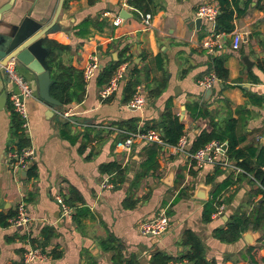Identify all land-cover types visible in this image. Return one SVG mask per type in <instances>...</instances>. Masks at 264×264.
<instances>
[{
  "label": "crops",
  "instance_id": "crops-1",
  "mask_svg": "<svg viewBox=\"0 0 264 264\" xmlns=\"http://www.w3.org/2000/svg\"><path fill=\"white\" fill-rule=\"evenodd\" d=\"M11 2L0 0V8ZM19 2L27 3L21 16L31 6L30 16L45 18L46 25L52 21L59 0H14L11 10L17 9ZM207 2L217 4V0H151L149 10L142 12L128 0H64L56 25L44 34L41 42L45 61L50 51L45 39L68 47L53 50V63L70 65L81 73L93 55L99 58L100 69L110 60L121 59L120 64L126 65L124 77L106 101H100L98 95L104 86L97 82L99 69L90 80H83L85 94L81 102L61 105L60 110L54 107L50 114L49 106L39 97L36 73L15 60L9 62L34 91V97L26 101L25 134L34 151L28 167H34L35 174L27 175V167L26 174L20 172L18 178L11 168L9 152L16 148V139L11 132L8 94L15 86L8 82L7 102L0 111V264H20L32 239L37 241L33 246L46 241L43 250L48 255L33 264H88L90 257L97 264H114L112 251L102 247V241L109 236L121 241L123 254H133L138 264H152L151 256L156 251L171 258L165 264L171 261L192 264L183 258L190 248L186 231L199 239L209 264H263L264 228L248 229L233 242L222 241L217 236V230L226 228L233 215L250 212L263 198L257 193L258 184L250 181L251 175L242 176V172L223 168L216 161L206 160L202 167H197L189 149L179 151L175 145H161L156 157L157 169L139 178L147 158L145 148L151 143H136L129 153L115 149V141L126 132L118 127L120 122L134 119L137 127L161 132L160 118L167 104L183 124L189 147L201 130H210L211 119L223 122L230 116L236 121V135L243 137L239 148L246 152L253 148L255 153L264 148V99L258 104L249 98L250 93L264 97V0H236L246 12L234 18L233 31L223 32V47L213 54L225 55L227 77L217 79L208 96V88L198 81L213 72L212 55L200 43L215 31L216 22L201 19L197 23L195 16L196 8ZM11 10L5 12V17L10 16ZM121 10L129 13L125 19L119 16ZM138 11L151 15L149 26L143 23ZM88 18L103 21L102 27L92 24L87 32L79 33L76 26ZM234 32L241 35L236 49L232 48ZM244 56L252 62L250 69L244 63ZM133 70L140 81L136 88L146 98L140 109L131 107V97L126 101L123 93ZM151 89H158L159 94L150 96ZM195 103L203 111H209L207 116L191 115L190 106ZM65 111L74 113L70 117L84 120L83 123L70 121V130L77 135L74 143L60 135L61 123L55 118V115L60 120L66 118ZM87 127L92 130L85 136ZM223 158L235 164L225 152L216 160ZM255 159L250 157L252 166ZM110 163L120 165L121 180L115 178L114 172H107ZM260 168L264 171V164ZM105 178L111 187H102ZM228 180L230 185L219 194L220 215L213 213L204 220L205 203ZM71 187L84 203L77 199L78 195L70 193ZM202 187L206 189V199L197 197ZM58 194L65 202L70 198L73 204L66 203L71 207L84 204L89 214L80 217L79 224L72 216H62L55 200ZM20 200L25 202L30 218L27 231L8 224ZM162 211L169 219L167 231L158 237L142 234L140 223ZM2 221L7 224H1Z\"/></svg>",
  "mask_w": 264,
  "mask_h": 264
},
{
  "label": "trees",
  "instance_id": "trees-1",
  "mask_svg": "<svg viewBox=\"0 0 264 264\" xmlns=\"http://www.w3.org/2000/svg\"><path fill=\"white\" fill-rule=\"evenodd\" d=\"M129 4L136 7L142 12H147L151 5V0H128ZM219 7V13L216 17V32L230 33L234 29L233 20L235 17L242 16L245 14L246 9L240 8L236 0H217ZM98 23H100L98 25ZM94 24L97 28H101L103 21H92L90 18L83 20L80 24L76 26L79 33L87 32L88 27ZM45 46L49 47V56L48 64L51 76V83L49 86L50 95L58 100L61 105L71 104L73 102L79 103L83 100L85 89L84 81L82 79V73L73 68L70 65H60L58 62L53 63L55 60V55L53 50L60 49L66 50L68 47L66 45H61L54 40L45 39ZM123 50H121V53ZM225 55H212L211 60V71L216 75L217 79L225 80L227 77V69L224 66ZM121 59L116 61L110 60L107 62L102 69H100L97 76V82L99 86H103L109 82L115 70L120 65ZM137 71H131L128 80L125 83L123 88V93L126 95L125 100L127 101L129 97H132L136 86L139 84V79L136 76ZM159 94L158 89H151L149 95L155 97ZM251 102L260 104L264 99L262 95L258 94H249ZM131 99V98H130ZM107 100V99H106ZM105 99L103 101H106ZM8 106L11 110V132L13 137L16 139V148L11 151L20 152L21 149L31 147L29 138L25 134V130L22 127V120L17 115V113L12 109L11 104L8 103ZM244 108V107H243ZM245 109V108H244ZM209 111L202 110L198 103L190 106V113L195 118L207 116ZM71 119L64 118L59 120L61 123L60 135L74 143L77 139V135L72 133L70 130ZM160 123L162 125L161 134L162 139L166 145H176L179 138L183 135V124L179 121L178 117L174 115L171 111L170 106L167 104L163 113L161 114ZM235 123L236 121L230 116L225 119L223 122H218L217 120L211 119L210 130L203 129L201 130L193 139L189 152L193 154L197 149L205 146L213 140H218L220 142L227 143V149L225 151L226 156L230 161H233L235 165L243 169L244 172L240 173L242 176H250V181L258 184L257 193L262 194V199L257 203L255 207L248 213L241 212L233 215L227 222L226 228H220L217 230V236L222 241L233 242L240 238L241 234L248 230H258L264 228V171L260 168L264 164V148L255 153L253 148H249L248 152L239 148V143L243 140V137H238L235 132ZM118 127L128 131H135L137 129V123L134 119L120 122ZM142 129H149V127H143ZM92 128L87 127L85 129L84 135H88L91 132ZM125 137V134L123 135ZM122 137V138H123ZM161 145L156 143H151L148 147L145 148L146 151V160L142 163L143 170L138 173V177L144 176L150 170L157 169V155ZM256 157L255 166L251 165L250 157ZM193 164L194 161L192 160ZM30 167V166H29ZM27 168V175H34V167ZM114 172L115 178L118 177L121 180L122 171L120 165L116 163L107 164V172ZM219 171V167H216V172ZM240 177V176H239ZM239 179V178H238ZM230 185V180L226 181L222 186H220L215 193L208 199L205 203L204 209V220L210 218V216L217 211V208L222 204L220 199V192L223 188ZM70 193L78 195V192L75 188H70ZM179 197L175 199L178 200ZM80 202H83V199L78 195L77 198ZM174 201V202H175ZM66 202L73 204L70 198H66ZM73 206V205H70ZM72 218L76 224L80 223V217L83 215L89 214V209L83 204L81 206H74ZM1 224L6 225L7 222L2 221ZM49 228H45L46 230ZM51 229V228H50ZM46 236V234H45ZM47 238V237H46ZM45 238V239H46ZM185 238L188 241L190 246L188 253L183 258H186L192 264H209L203 254V248L199 239L190 231L185 232ZM37 241L34 239L31 240V244L35 245ZM39 245V244H38ZM46 245L40 244L39 246L43 249V246ZM102 247L107 251H112L111 260L114 264H138L136 258L133 254L125 256L123 254V244L117 238L107 237L102 241ZM57 255V254H56ZM88 264H97L93 258H89ZM171 258L164 253L156 251L151 256L152 264H165ZM264 264V262H263Z\"/></svg>",
  "mask_w": 264,
  "mask_h": 264
},
{
  "label": "built area",
  "instance_id": "built-area-1",
  "mask_svg": "<svg viewBox=\"0 0 264 264\" xmlns=\"http://www.w3.org/2000/svg\"><path fill=\"white\" fill-rule=\"evenodd\" d=\"M219 13V7L217 4L213 3H203L199 5L195 10V16L197 18L203 19L207 22L214 23L216 17ZM143 23L146 26L150 25L151 15L149 13H141L138 11ZM117 21H114V25H117ZM223 32L212 31L208 34L200 43V46L204 49L206 53L209 55H213L214 53L220 51L223 47L222 37ZM241 40V35L239 33L234 32L232 35V48L236 49L239 47V43ZM100 69L99 58L97 55H93L90 58V61L83 67L82 76L84 81L90 80ZM126 65L120 64L115 73L109 80L107 84L101 87L98 91L100 101L111 96L118 87L119 81L124 77ZM5 75L9 80V83H12L15 86L14 91H10L8 94L9 103L12 106V109L17 113V115L22 120V127L25 130L27 127L28 121V111L26 107V101L29 98L34 97V91L29 85V83L25 80V78L17 72L13 63H8L4 67ZM217 80L216 75L212 72L204 77H202L198 84L205 87L211 88L212 85ZM146 103V98L142 94L139 87L136 88L133 93L129 105L133 108L140 109ZM74 113L71 111H65L63 116L68 118L72 116ZM136 143H156L158 145H166L162 139V134L159 129H142L137 127L135 131L125 132V137L118 139L115 141V149L122 150L125 152H130L133 146ZM224 142H220L218 140H213L205 146L197 149L193 154H190L191 159L194 161L195 166L202 167L204 162L208 160L209 162H217L221 167H229L234 169L236 172H244L243 169L238 167L235 164L228 162L227 159L216 160L219 156H223L226 149H223ZM187 146V138L183 134L177 144L175 145L176 149L179 151H184ZM9 157L11 161V168L15 175L19 178L20 172L24 171L29 163L32 161L34 157V151L31 147L23 148L20 152H9ZM102 187H111L112 184L109 182L108 178H105L102 181ZM55 200L58 203L61 215L62 216H71L73 213V209L69 206L61 195H56ZM222 211V206L220 205L214 213V215H220ZM30 223V218L27 214V209L25 206V202L20 200L17 203L15 208V213L9 217L8 224L21 228L24 230H28ZM169 227V219L167 215L162 211L157 216H154L150 219L144 220L139 225V231L144 235H152V236H161L164 234ZM48 257L47 253L39 246H28L23 254L20 264H33L36 262H41ZM168 264H182V262H169Z\"/></svg>",
  "mask_w": 264,
  "mask_h": 264
},
{
  "label": "water",
  "instance_id": "water-1",
  "mask_svg": "<svg viewBox=\"0 0 264 264\" xmlns=\"http://www.w3.org/2000/svg\"><path fill=\"white\" fill-rule=\"evenodd\" d=\"M26 1V0H25ZM11 3H7L0 8V111L5 107L7 102V83L8 78L5 75L4 67L11 61L20 64L24 68L36 73L38 82V94L40 99L49 106V112L56 106H61V103L54 99L49 93L50 86V72L49 66L45 61V50L41 46L44 34L56 25V20L62 8L64 0H59L54 17L52 21L46 25L45 18H32L30 16L31 6L29 11L22 16V9L27 6V3L19 2L17 9L11 10ZM11 10L10 16L5 17V12ZM21 10V11H20ZM126 11L121 10L119 16L126 18ZM8 18L7 20H5ZM43 19V20H42ZM197 19V23L200 22ZM216 25V23H215ZM116 53L113 57L115 59ZM247 69H250L252 62L246 56L243 57ZM212 89L206 90V95H210ZM73 122L83 123L84 120L79 117H70ZM160 129L162 125L159 126ZM227 148V143L223 145V149ZM185 149H189L187 145ZM26 171H21V175H25ZM200 199H206V189L200 188L197 195ZM248 234V233H247ZM249 235V234H248ZM151 236V235H149Z\"/></svg>",
  "mask_w": 264,
  "mask_h": 264
},
{
  "label": "rangeland",
  "instance_id": "rangeland-1",
  "mask_svg": "<svg viewBox=\"0 0 264 264\" xmlns=\"http://www.w3.org/2000/svg\"><path fill=\"white\" fill-rule=\"evenodd\" d=\"M55 109H56V110H60L61 107H60V106H57ZM55 118H56L57 120H60V117H59L58 115H55Z\"/></svg>",
  "mask_w": 264,
  "mask_h": 264
}]
</instances>
